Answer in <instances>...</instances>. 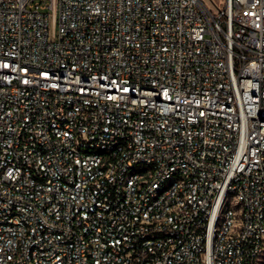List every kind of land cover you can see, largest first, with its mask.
<instances>
[{
	"label": "built area",
	"instance_id": "built-area-1",
	"mask_svg": "<svg viewBox=\"0 0 264 264\" xmlns=\"http://www.w3.org/2000/svg\"><path fill=\"white\" fill-rule=\"evenodd\" d=\"M0 264H264V0H0Z\"/></svg>",
	"mask_w": 264,
	"mask_h": 264
},
{
	"label": "rangeland",
	"instance_id": "rangeland-1",
	"mask_svg": "<svg viewBox=\"0 0 264 264\" xmlns=\"http://www.w3.org/2000/svg\"><path fill=\"white\" fill-rule=\"evenodd\" d=\"M206 3H210V1L214 2L216 5L220 6L223 4L224 0H204ZM51 28L54 29L55 26L51 22Z\"/></svg>",
	"mask_w": 264,
	"mask_h": 264
}]
</instances>
